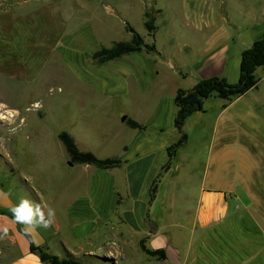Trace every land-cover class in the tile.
Returning <instances> with one entry per match:
<instances>
[{"label": "rangeland", "instance_id": "obj_1", "mask_svg": "<svg viewBox=\"0 0 264 264\" xmlns=\"http://www.w3.org/2000/svg\"><path fill=\"white\" fill-rule=\"evenodd\" d=\"M187 8L198 13L215 10L220 24L221 17L228 22L234 19V29H244L253 21L238 17L242 8L251 15L250 18L253 15L254 19L258 17L263 21L261 29L253 30L255 39L264 34V0H0V184L15 204L28 198L52 208L54 202L57 205L64 202L62 193L65 190L82 194L89 188L93 170L111 172L122 167L120 160L117 166L105 169L73 161L59 138L60 133L67 134L81 153H90L99 160L118 159L114 154L120 152V142L129 139V130L125 128L120 133V141L113 138L111 132L122 128L121 125L135 128L129 122L138 124L121 112L129 111L143 119L152 114L157 103L176 95L178 89L187 92L200 80L201 77L193 70L194 64L202 58V48H193L189 44L196 39L199 42L200 35L193 39L196 30L182 23ZM147 12L154 20L151 31L144 25ZM33 18H48L55 27V47L51 46L50 51L43 42L44 36L37 38L33 35L31 26H23L28 29L20 37L13 36V41L3 28L11 22L14 24ZM71 32L78 40L75 48L84 53L83 60L95 68L104 66V75L100 78L103 81L113 76L108 63L118 57H107V51H114L116 43L130 45L135 34L147 49L153 48L154 51L143 47L135 51L140 54L130 59L131 64L127 61L122 64L113 62L114 65L126 68L130 65L146 71L144 81L149 85L148 94L142 98L132 95L127 105V102L113 100L111 94L100 86L78 78L68 67L64 51L67 48L65 38ZM87 36L93 37V40ZM221 43L216 40L213 48ZM94 47L95 51L91 49ZM229 56V60L220 62V66L210 71L207 78L223 77L228 84H235L239 78L238 56L234 51ZM135 62L141 67H136ZM255 77L257 82L253 88L229 102L214 97L204 100L202 112L188 116L180 130L172 126L175 116L171 114L167 101L164 102L161 123L171 124L165 141L173 149L177 165L170 175L161 173L158 180H154L152 187L155 185V193L158 190L157 196L151 207L148 203L144 204L155 219L154 226L181 221L182 204L191 209L192 194L198 189L205 159L212 151V136L215 130L221 129H215V125L230 119L227 124L233 138L242 137L248 141L249 145L239 140L230 144L231 152L234 150L232 157H238V149L250 161L264 157V65L256 69ZM185 105L187 103L182 100L181 107ZM245 111H249L248 116H245ZM231 166V174L234 175L237 173V162H231ZM112 177L110 187L123 190L124 178L119 179L116 174ZM184 191L187 192V199H182ZM117 197L116 203L123 205L110 218V224L115 227L116 216L129 209L125 207L126 199L119 192ZM57 217H60L58 210ZM146 217L149 218L148 214ZM40 228L49 235V242L54 247L58 237L50 234L49 227ZM109 230L113 233L105 234V242L109 244L104 245L102 239L98 242L102 249L104 246L112 249V242L118 239L115 233L119 229L113 227L105 232ZM82 234L84 232L78 228L71 237L76 239ZM118 245L122 249L128 247V244ZM141 247L142 244L137 245L139 252H143ZM42 252L60 263H67L61 254L57 256L44 249ZM149 253L154 258L161 256L160 252ZM80 256L76 255L77 258L71 259V262L79 263ZM88 263L125 264L102 251L88 259Z\"/></svg>", "mask_w": 264, "mask_h": 264}, {"label": "crops", "instance_id": "obj_2", "mask_svg": "<svg viewBox=\"0 0 264 264\" xmlns=\"http://www.w3.org/2000/svg\"><path fill=\"white\" fill-rule=\"evenodd\" d=\"M250 16L241 8L238 17H247V20L251 19L253 23L244 29H234L235 20L228 22L221 17L220 24L215 10L208 12L203 10L202 13H198L187 8L182 23L185 27L196 30L193 39L200 35L199 42L192 39L193 42L189 43L193 48H202V58L194 64L193 70L201 77L200 79H206L210 71L220 66V62L229 60L232 51L237 54L240 63L241 53L250 48L256 40L253 30L261 29L263 24L258 17L254 19L253 15L251 18ZM31 20H19L14 24L11 22L3 28L11 35L10 41H13V36L20 37L28 29L24 27L31 26L33 35L37 38L44 36L43 42L50 51L51 46L55 47V27L48 18ZM14 25L18 27L15 28ZM217 31L221 33L217 34ZM87 37L93 40V37ZM218 39L222 43L213 48ZM77 42L75 33L67 34L65 38L67 48L64 51L68 57V67L78 78L100 86L102 90L111 94L113 100L127 102V105L132 95L142 98L148 94L149 85L144 81L146 71L137 70L130 65L126 68L113 64L117 61L120 64L123 61L131 64L130 59L140 54L139 52H130L125 55L126 58L121 56L109 62L113 76L103 81L100 78L104 75V66L100 69L95 68L87 63V60H83L84 53L75 48ZM91 49L95 51V47ZM156 75L158 76V73ZM175 96L171 95L169 99L157 103L152 114L143 119L129 111L121 112L139 125L135 128L121 125L122 128L118 127L111 132L113 138L120 141V133L124 132L125 128L129 130V139L120 142V152L114 154L122 162V169L111 172L93 170L92 185L81 192L82 194L65 190L62 193L64 202L58 205L54 202L52 208L56 215L49 229L50 234L58 237L55 244L57 246L53 247L49 242V235L41 228L36 229L31 235L24 234L23 227L15 223L9 211L16 204L0 184V210L6 212L0 214V235L4 228L8 229V234L0 238V264H48L41 261L37 253L31 251V244L48 253L53 252L57 256L61 254L66 260L76 259V255L80 254L77 262L81 264H90L88 259L94 258L101 251L110 253L114 259L125 264H264V157L250 161L239 149L238 157H232L234 150L231 152L228 146L237 143L238 140L243 144H247L248 141H244L242 137L233 138L230 125L227 124L230 119H226L224 124L214 126L215 129H221L215 130L212 136L214 138L213 145L210 146L212 151L205 159L198 189L192 194L191 209L188 210L187 206L182 204L181 221L166 226L164 222L163 226L159 223L153 225L155 219H152L150 211L145 209L144 204L148 203L151 207L157 196L158 190L154 196L151 195L154 180L161 173L170 175L177 165L175 154L173 160L169 162L170 144L165 141L170 134L168 129L171 124L161 123V113L166 101L171 114L176 117ZM248 112L245 111V116L249 115ZM172 126L175 127L174 123ZM262 149L264 150V145ZM233 161L238 165L237 173L234 175L231 174ZM112 174H116L119 179L124 178L123 190L110 187ZM184 186L187 187L186 183ZM118 192L126 199L125 207L129 209H124L122 214L116 216L115 227L110 224L112 222L110 218L114 217L113 213L123 205L116 203ZM182 196V199H187V192L184 191ZM57 210L60 213L59 218ZM188 212L189 214H186ZM113 227L119 229V232L115 233L118 239L112 242L114 245L112 249L105 246L102 249L98 242L102 239L104 245L109 244L105 242V234L113 233L105 230ZM78 228L84 234L74 239L71 236ZM121 243L128 244V247L119 248L118 244ZM138 244H142L143 252L137 250ZM149 252H160L161 256L154 258Z\"/></svg>", "mask_w": 264, "mask_h": 264}, {"label": "trees", "instance_id": "obj_3", "mask_svg": "<svg viewBox=\"0 0 264 264\" xmlns=\"http://www.w3.org/2000/svg\"><path fill=\"white\" fill-rule=\"evenodd\" d=\"M147 18L144 25L149 31L153 29V18L149 13H145ZM115 50H108L107 57H119L121 54L135 52L142 47L149 51H154L153 48L147 49L141 42V40L134 34V38L130 45H124L122 42L115 44ZM102 51H106L103 49ZM113 51V52H112ZM103 59V58H102ZM264 65V34L253 41L250 48L244 50L240 55L239 63V78L235 84H228L223 77H212L206 79H200L190 90L182 92L181 90L175 96V104L177 106V113L175 117L174 125L180 130L184 124L185 119L195 112H202L204 100L214 97L220 98L226 101H231L234 98L244 95L247 91L256 85L257 78L255 77V71L257 68ZM182 100L187 105L181 107ZM178 104V105H177ZM133 127H139L138 124L129 122ZM185 137V136H184ZM59 138L64 144L67 152L72 157L73 161L80 163H87L97 165L103 169L117 166L121 163L118 159L114 160H99L90 153H81L77 151L73 140L64 132L59 134ZM186 138V137H185ZM173 149H170V159H173ZM152 196L155 193V185L151 188ZM4 210H0V214H5ZM32 252L38 254L41 261L48 264H81L72 263L71 260H67V263H60L56 258L48 256L42 252L41 249L35 248L32 244L30 247Z\"/></svg>", "mask_w": 264, "mask_h": 264}, {"label": "clouds", "instance_id": "obj_4", "mask_svg": "<svg viewBox=\"0 0 264 264\" xmlns=\"http://www.w3.org/2000/svg\"><path fill=\"white\" fill-rule=\"evenodd\" d=\"M9 211L15 223L23 227L26 236L31 235L40 227H51L56 215L53 208L42 206L28 198L21 199L20 202L10 208ZM7 234L8 229L4 228L0 238H3V236Z\"/></svg>", "mask_w": 264, "mask_h": 264}]
</instances>
